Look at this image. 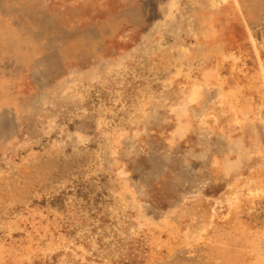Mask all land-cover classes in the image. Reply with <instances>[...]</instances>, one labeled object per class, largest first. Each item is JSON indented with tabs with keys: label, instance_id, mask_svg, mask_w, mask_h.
Here are the masks:
<instances>
[{
	"label": "rangeland",
	"instance_id": "rangeland-1",
	"mask_svg": "<svg viewBox=\"0 0 264 264\" xmlns=\"http://www.w3.org/2000/svg\"><path fill=\"white\" fill-rule=\"evenodd\" d=\"M198 91L225 177L159 178L136 138ZM0 264H264V0H0Z\"/></svg>",
	"mask_w": 264,
	"mask_h": 264
},
{
	"label": "crops",
	"instance_id": "crops-1",
	"mask_svg": "<svg viewBox=\"0 0 264 264\" xmlns=\"http://www.w3.org/2000/svg\"><path fill=\"white\" fill-rule=\"evenodd\" d=\"M103 18L104 19L100 20L97 25L99 33L96 37V41L98 44L103 42L107 43L111 35L113 37H120L122 32L115 33V31L124 24L120 23L122 20H116V18ZM108 24L111 25L112 29L103 31L102 28ZM99 47L94 51L95 56H98L96 58L103 57V55L107 54L106 48L101 50ZM114 55L120 56L122 53L115 51ZM104 60L99 59L88 67L91 69L100 68L105 64ZM178 98L177 93H173L168 99V108L160 115L161 120H158V124L153 121L148 122L140 130V133L142 131L143 133L139 136L137 135V146H140L141 141L143 142V147H154L150 153L146 150L144 155L152 154L156 151L159 155L162 154V156L165 157L176 156L180 158V161L177 160L176 164L177 167H179L177 168L178 170L174 171L175 165L165 166L160 170L161 174L158 176L159 178H164L165 174H171L170 179L184 180L186 178H204V180H207L209 175L216 174L217 176L220 172H222L223 177H225V147L224 145L219 147L213 140L207 138V128H209L208 122H206V120H209L207 116L216 111L207 107L209 101H211L210 93L200 91L189 93L183 99L181 98V101H185L186 104L178 102L177 100H180ZM183 116L186 118H183ZM212 116L218 119L220 113L216 111ZM253 126L257 128L256 125H249L247 130L248 133L250 132V135L255 138L257 130L255 131ZM252 144H254V141ZM127 145H129L128 140ZM189 147L190 151L188 152L187 149ZM194 156H199L200 159ZM232 165H234V161ZM160 168L161 166H159V169Z\"/></svg>",
	"mask_w": 264,
	"mask_h": 264
},
{
	"label": "bare ground",
	"instance_id": "bare-ground-1",
	"mask_svg": "<svg viewBox=\"0 0 264 264\" xmlns=\"http://www.w3.org/2000/svg\"><path fill=\"white\" fill-rule=\"evenodd\" d=\"M223 1H226V0H223ZM80 48V47H79ZM72 50V49H71ZM118 65H120V64H118ZM118 65H110L109 67H111L112 69L113 68H116ZM253 125V124H252ZM253 129L256 131V128L253 126ZM118 164H121V165H123L124 166V164H125V162L123 161V160H118Z\"/></svg>",
	"mask_w": 264,
	"mask_h": 264
},
{
	"label": "trees",
	"instance_id": "trees-1",
	"mask_svg": "<svg viewBox=\"0 0 264 264\" xmlns=\"http://www.w3.org/2000/svg\"><path fill=\"white\" fill-rule=\"evenodd\" d=\"M126 56H127V55H126ZM123 60H124V59H120L119 61H115V62H112V63L107 64V65L103 68V69H104V72L106 71V68H107L108 66H110V65H118V64L122 63ZM104 72H103V73H104Z\"/></svg>",
	"mask_w": 264,
	"mask_h": 264
}]
</instances>
